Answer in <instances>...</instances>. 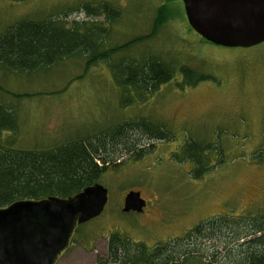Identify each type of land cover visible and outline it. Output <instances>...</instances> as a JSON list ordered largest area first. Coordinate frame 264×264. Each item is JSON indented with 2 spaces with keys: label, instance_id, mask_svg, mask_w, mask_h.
I'll return each mask as SVG.
<instances>
[{
  "label": "rangeland",
  "instance_id": "rangeland-1",
  "mask_svg": "<svg viewBox=\"0 0 264 264\" xmlns=\"http://www.w3.org/2000/svg\"><path fill=\"white\" fill-rule=\"evenodd\" d=\"M102 3L119 11L116 20L88 13ZM164 4L170 17L153 27ZM58 16L69 27L78 22L106 29L102 48L137 39L110 62L153 56L172 64L175 76L143 100L127 103L108 60L86 64L82 53L33 70H0V145L8 149L41 150L105 136L117 124L139 119L173 136L154 142L143 137L141 146L153 147L139 158L112 155H120V166L110 161L96 182L107 190L104 209L77 227L57 264H97L113 231L152 247L211 217H264V42L230 48L204 40L188 25L182 0H0V36L21 20ZM88 38L92 44L93 34ZM182 65L211 79L187 85ZM189 136L193 147H214L205 152L210 169L201 178L192 177L191 163L174 158ZM129 191L145 201L141 212L122 211Z\"/></svg>",
  "mask_w": 264,
  "mask_h": 264
},
{
  "label": "trees",
  "instance_id": "trees-1",
  "mask_svg": "<svg viewBox=\"0 0 264 264\" xmlns=\"http://www.w3.org/2000/svg\"><path fill=\"white\" fill-rule=\"evenodd\" d=\"M83 8L87 13V6ZM157 10L153 27H159L170 17L166 4ZM88 13L103 15L107 22L116 20L119 15L118 10L103 3ZM106 32L98 25L85 23L66 26L60 16L47 22L21 20L0 36V70H33L82 53L86 64L108 60L112 77L127 103L133 99L143 100L174 78L173 65L157 57H122L110 62L114 55L137 39L106 49L102 48ZM90 34L94 36L92 44L88 38ZM179 72L187 85L211 79L209 74L196 73L186 65L180 66ZM10 110L3 111L13 113ZM14 125L9 123L8 128H14ZM3 128L1 126L0 130H5ZM133 133H137L136 139L132 138L135 137ZM143 137L150 142L173 138L171 133L150 120L139 119L117 124L105 136L82 137L47 149L15 150L0 145V207L19 199L72 196L96 183L110 161L115 160L111 164L113 167L120 166V162L116 163L120 155L113 158L114 153L128 152L133 158H139L152 149L153 145L147 149L141 146ZM193 143L192 138L187 137L181 146L183 153L174 158L191 163L190 174L201 178L210 169L205 152L214 147L204 144L197 148ZM138 147L142 149L138 150ZM225 218H208L182 236L157 242L152 247L128 241L113 231L107 237L106 257L98 259L97 264H264V217L254 216L247 221L237 217L225 221ZM210 241L214 244H209Z\"/></svg>",
  "mask_w": 264,
  "mask_h": 264
},
{
  "label": "water",
  "instance_id": "water-1",
  "mask_svg": "<svg viewBox=\"0 0 264 264\" xmlns=\"http://www.w3.org/2000/svg\"><path fill=\"white\" fill-rule=\"evenodd\" d=\"M188 25L204 40L249 48L264 42V0H182ZM107 190L93 183L69 197L19 199L0 207V264H57L77 227L97 217ZM145 201L129 191L123 212H141Z\"/></svg>",
  "mask_w": 264,
  "mask_h": 264
},
{
  "label": "flooded vegetation",
  "instance_id": "flooded-vegetation-1",
  "mask_svg": "<svg viewBox=\"0 0 264 264\" xmlns=\"http://www.w3.org/2000/svg\"><path fill=\"white\" fill-rule=\"evenodd\" d=\"M143 209H144V207H143Z\"/></svg>",
  "mask_w": 264,
  "mask_h": 264
}]
</instances>
